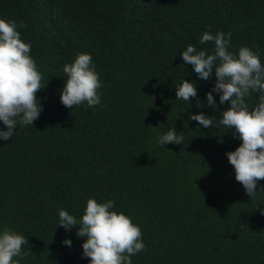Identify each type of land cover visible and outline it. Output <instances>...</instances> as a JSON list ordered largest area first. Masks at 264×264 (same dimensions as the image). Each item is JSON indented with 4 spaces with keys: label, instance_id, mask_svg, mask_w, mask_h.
I'll list each match as a JSON object with an SVG mask.
<instances>
[{
    "label": "trees",
    "instance_id": "16d2710c",
    "mask_svg": "<svg viewBox=\"0 0 264 264\" xmlns=\"http://www.w3.org/2000/svg\"><path fill=\"white\" fill-rule=\"evenodd\" d=\"M0 18L23 21L46 83L32 126L0 141V224L27 237L20 264H87L83 238L56 221L59 208L79 217L89 197L140 226L146 247L132 264H264V193L249 200L225 156L240 141L188 120L203 111L218 122L227 102L208 106L214 74L197 79L179 56L188 44L212 50L203 31L230 30V50H258L264 64V0H0ZM78 52L91 54L100 105L59 102L62 65ZM181 79L196 84L189 104L174 96ZM171 127L182 144L160 147Z\"/></svg>",
    "mask_w": 264,
    "mask_h": 264
},
{
    "label": "clouds",
    "instance_id": "9594fccd",
    "mask_svg": "<svg viewBox=\"0 0 264 264\" xmlns=\"http://www.w3.org/2000/svg\"><path fill=\"white\" fill-rule=\"evenodd\" d=\"M23 21L0 18V141L13 137L18 127L32 126L42 111L36 96L46 83L32 57L31 43L21 38L19 27ZM231 31H203L199 43L211 42L207 51L188 44L179 54L185 65L190 64L197 79L207 82L214 74L215 80L204 101L215 110L216 104L227 107L217 116L203 111L190 113L188 120L196 121L205 129L223 126L233 133L240 143L234 150L225 153L232 166L234 179L240 183L245 194L254 199L261 186L257 182L264 178V64L258 50L240 46L230 50ZM63 84L59 91V102L70 107L86 103L88 107L101 104V81L91 54L78 52L70 62L62 65ZM213 94H218V101ZM256 94V103L249 107L247 98ZM174 96L189 104L196 98L194 81L181 79L175 84ZM195 107H202L197 100ZM183 135L173 127L157 134L156 143L180 145ZM264 215V207L258 208ZM56 226L76 229L75 236L83 238L80 245L81 257L88 258L87 264H132V257L143 251L146 245L141 238L140 226L131 217L116 209L112 199L97 201L87 198L77 217L68 210L57 209ZM62 245L71 247V239L65 237ZM27 237L5 224H0V264H20L28 255ZM29 247V246H28Z\"/></svg>",
    "mask_w": 264,
    "mask_h": 264
}]
</instances>
